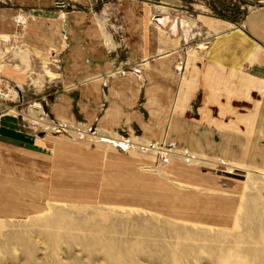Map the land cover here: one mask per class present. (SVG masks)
Masks as SVG:
<instances>
[{"label": "rangeland", "instance_id": "374dc122", "mask_svg": "<svg viewBox=\"0 0 264 264\" xmlns=\"http://www.w3.org/2000/svg\"><path fill=\"white\" fill-rule=\"evenodd\" d=\"M262 6L0 0V264H264V91L239 130L180 112L203 18ZM161 17L201 34L177 64Z\"/></svg>", "mask_w": 264, "mask_h": 264}, {"label": "crops", "instance_id": "0c3cea01", "mask_svg": "<svg viewBox=\"0 0 264 264\" xmlns=\"http://www.w3.org/2000/svg\"><path fill=\"white\" fill-rule=\"evenodd\" d=\"M158 22L168 27L171 39L165 54H170L172 63L176 61L177 64L183 49L201 34L193 27L172 25L167 17L159 18ZM202 22V29L209 36L199 41L201 52L183 71L182 86L188 94L183 98L185 107L180 112L193 101L196 108L193 117L205 116L208 123H223L227 129L238 123L247 124L252 112L246 109L253 107L258 96L263 97L260 92L264 91V6L248 13L237 26L207 17ZM164 60L156 61L154 66L163 65ZM4 72L11 79L22 81L23 75L11 66H6ZM14 132L11 137H20L21 131L15 129ZM8 135L3 131L1 137L6 141Z\"/></svg>", "mask_w": 264, "mask_h": 264}]
</instances>
